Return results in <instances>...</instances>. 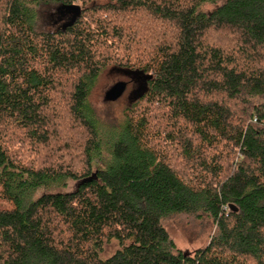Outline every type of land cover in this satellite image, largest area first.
Instances as JSON below:
<instances>
[{"label":"trees","instance_id":"obj_1","mask_svg":"<svg viewBox=\"0 0 264 264\" xmlns=\"http://www.w3.org/2000/svg\"><path fill=\"white\" fill-rule=\"evenodd\" d=\"M0 264H264V0H0Z\"/></svg>","mask_w":264,"mask_h":264},{"label":"rangeland","instance_id":"obj_2","mask_svg":"<svg viewBox=\"0 0 264 264\" xmlns=\"http://www.w3.org/2000/svg\"><path fill=\"white\" fill-rule=\"evenodd\" d=\"M56 5H53L48 8H42L39 10L40 14L46 15V16H52L56 21L57 12L56 11ZM205 10L207 7L204 8ZM50 18V17H49ZM42 19V20H41ZM41 22L39 23V28L41 29H55V25L51 19L49 20L48 26H46V21H44V17L41 18ZM111 69L104 70L101 75L98 77L95 86L91 92L89 101L93 107V109L96 112V115L100 120L103 122L104 125H118L119 121L122 119L123 116V110L127 106V95L132 90L130 85H127V88L124 92V94L113 104H105L103 102L104 94L106 91H108L114 84L117 82H124V76H119L118 72L110 71ZM74 184L69 183L67 187L65 188V191H69L73 188ZM173 222V221H172ZM186 223V225H190L187 221L184 219H181V224ZM166 227L168 229V232L170 236L173 238L175 245L181 249L182 251H185L187 253H192L195 251V249L200 248L204 246V244L207 241V233L206 229H204L203 224H195L193 227L187 226L184 228H179L175 226L172 223L167 222ZM191 228V229H189ZM203 228V229H202ZM119 246L116 241H111L109 244L104 246V251L101 255V258L106 259L110 257L112 254H114L118 250Z\"/></svg>","mask_w":264,"mask_h":264},{"label":"water","instance_id":"obj_3","mask_svg":"<svg viewBox=\"0 0 264 264\" xmlns=\"http://www.w3.org/2000/svg\"><path fill=\"white\" fill-rule=\"evenodd\" d=\"M126 84L124 82H117L108 91L105 92L103 100L106 102H115L118 100L125 92ZM232 211H236V208L230 206Z\"/></svg>","mask_w":264,"mask_h":264}]
</instances>
